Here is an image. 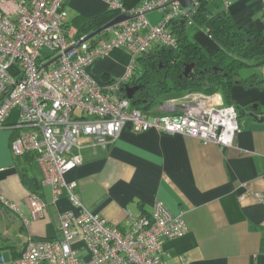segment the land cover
Segmentation results:
<instances>
[{
	"label": "built area",
	"instance_id": "built-area-1",
	"mask_svg": "<svg viewBox=\"0 0 264 264\" xmlns=\"http://www.w3.org/2000/svg\"><path fill=\"white\" fill-rule=\"evenodd\" d=\"M100 1L132 19L77 46L86 36L78 40L75 29L66 27V0H0V131L21 130L11 142L13 155L35 154L53 201L65 190L79 211L59 214L58 238L26 239L20 258L8 261L0 256V264H170L163 244L187 232L181 215L174 216L156 201L150 215L134 217L127 211L130 229L121 232L85 207L77 183H68L66 175L83 165L84 150L97 154L108 149L127 126L134 133L179 134L221 148L234 147L241 132L237 109L227 106L220 94H188L166 102L152 118L131 100L120 99L133 76L136 56L149 53L154 44L176 48L171 22L190 15L178 0H147L132 10L119 0ZM193 1L197 7L198 0ZM221 1L226 9L231 7L230 0ZM152 13L161 14L159 22L149 20ZM120 49L132 57L125 73L112 83H100L90 67ZM13 112L19 119L9 126ZM254 196L264 206V192ZM0 202L20 214L16 205L4 198ZM47 206L31 196L33 218L42 216Z\"/></svg>",
	"mask_w": 264,
	"mask_h": 264
},
{
	"label": "crops",
	"instance_id": "crops-1",
	"mask_svg": "<svg viewBox=\"0 0 264 264\" xmlns=\"http://www.w3.org/2000/svg\"><path fill=\"white\" fill-rule=\"evenodd\" d=\"M143 1L121 0L129 8ZM230 2L226 11L219 0V11L229 13L239 29L264 35V2ZM64 7L68 28L75 29L76 36L79 18H95L109 11L100 0H66ZM148 18L157 23L161 14L152 13ZM190 27L194 29L191 37L208 54L219 50L205 30ZM131 58L128 50H116L96 61L90 73L100 83L109 84L124 74ZM263 72L260 70L252 83L247 80L253 75L243 78L238 74L230 89L227 100L237 109L241 125L234 147L221 148L155 130L134 133L127 126L108 149L97 154L84 150L83 165L69 172L66 181L77 183L76 191L91 213L106 218L121 232L130 229L127 211L134 217L150 215L156 201L163 202L174 216L181 215L187 232L163 244L164 259L170 264H264V206L254 196L264 192ZM155 111L146 114L152 118ZM18 119V112H13L7 124L14 125ZM19 133L21 130L0 131V198L20 211L4 209L0 202L4 226L0 254L8 261L20 256L26 239L58 238L59 214L74 210L65 190L53 201L52 188L43 185L38 165L13 155L11 142ZM21 173L42 183L38 194L25 186ZM32 195L48 204L37 218L30 208ZM83 255L90 259L89 254Z\"/></svg>",
	"mask_w": 264,
	"mask_h": 264
},
{
	"label": "trees",
	"instance_id": "trees-1",
	"mask_svg": "<svg viewBox=\"0 0 264 264\" xmlns=\"http://www.w3.org/2000/svg\"><path fill=\"white\" fill-rule=\"evenodd\" d=\"M145 1L147 0L141 2L140 6ZM121 3L127 10L139 7L129 8ZM219 4V0H198L194 13L185 19H174L171 22L170 30L176 41V48L154 44L149 53L136 56L133 76L127 86L141 87L132 100L135 108L148 113L164 105L168 98H181L191 93L221 94L226 100L225 104L229 106L227 99L239 72L245 68L264 70V35H253L239 29L229 13L219 11ZM119 15L117 10H109L95 18H79L76 38L79 40L90 35ZM189 26L205 30L219 46V50L208 54L191 37ZM66 27H69L68 22ZM105 35L107 33H102L96 38ZM187 64L196 66L193 80L182 76ZM257 75H253L247 82L252 83V78ZM23 158L30 164L37 165L35 154H27ZM21 179L33 194H38L43 187L36 177L21 173ZM21 256L22 252L15 259Z\"/></svg>",
	"mask_w": 264,
	"mask_h": 264
},
{
	"label": "water",
	"instance_id": "water-1",
	"mask_svg": "<svg viewBox=\"0 0 264 264\" xmlns=\"http://www.w3.org/2000/svg\"><path fill=\"white\" fill-rule=\"evenodd\" d=\"M182 8L186 11L188 15H191L195 9H196V3L193 0H178ZM132 19V16L129 14H120L95 32L91 33L90 35L86 36V38L78 43L77 46L80 44L90 41L97 36L101 35L102 33H105L106 31L112 29L115 26H118L126 21H129ZM177 20L180 19V17L176 18ZM50 63L47 65L49 66ZM182 76L186 78L187 80H193L196 76V66L195 64H187L182 72ZM141 90L140 86H135V87H126L123 90V93L120 95V99H128V100H133L134 96L136 95L137 92Z\"/></svg>",
	"mask_w": 264,
	"mask_h": 264
},
{
	"label": "rangeland",
	"instance_id": "rangeland-1",
	"mask_svg": "<svg viewBox=\"0 0 264 264\" xmlns=\"http://www.w3.org/2000/svg\"><path fill=\"white\" fill-rule=\"evenodd\" d=\"M188 31H189L190 34H193V33H194V29L191 28L190 26L188 27ZM110 56H111V55H110ZM126 68H127V67H126ZM125 71H126V69H125ZM259 72H260L259 69H255V68H245V69H242V70L239 72V74H240L239 76L245 78V77H249V76L254 75V74H259ZM124 73H125V72H124ZM176 98H178V97H171V98H168V99L165 101V103H166V102L168 103V102L171 101V100H175ZM0 233H1V234L4 233V226L1 225V223H0ZM12 233H13V232H12Z\"/></svg>",
	"mask_w": 264,
	"mask_h": 264
}]
</instances>
